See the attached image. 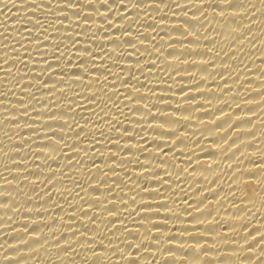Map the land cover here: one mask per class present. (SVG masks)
Here are the masks:
<instances>
[{
  "label": "bare ground",
  "instance_id": "bare-ground-1",
  "mask_svg": "<svg viewBox=\"0 0 264 264\" xmlns=\"http://www.w3.org/2000/svg\"><path fill=\"white\" fill-rule=\"evenodd\" d=\"M262 236L264 0H0V264H264Z\"/></svg>",
  "mask_w": 264,
  "mask_h": 264
},
{
  "label": "snow or ice",
  "instance_id": "snow-or-ice-1",
  "mask_svg": "<svg viewBox=\"0 0 264 264\" xmlns=\"http://www.w3.org/2000/svg\"><path fill=\"white\" fill-rule=\"evenodd\" d=\"M63 2L65 3V4H68V5H72V4H75L76 3V0H63ZM94 2L95 3H100V6L102 7V8H104L106 11L107 10H109L110 8H111V5H113V4H116L117 3V0H89V5H90V7H93L94 6ZM123 2H124V0H120V3L121 4H123ZM224 3L226 4V5H228L229 7H231V5H232V0H224ZM178 6V5H177ZM45 7L46 8H51V5L50 4H46L45 5ZM218 7H219V5H218ZM60 11H62V12H67L68 11V8H61V9H59ZM221 11H226V9H221ZM97 14L99 15V12H97ZM73 15H76V16H80L81 15V13L80 12H77V11H73ZM85 19H88V17L87 16H85L84 17ZM57 19H60V20H66V19H68V17H67V15H65V16H63V17H57ZM109 20V17H107V16H105L104 17V19H103V21H102V23H104V22H107ZM29 23H32V21L29 19V18H25V21H24V24L25 25H27V24H29ZM32 27L33 28H38L43 34H44V36H47L48 34H49V32H50V30H52V29H54L55 28V22L54 21H52V22H45L41 17H37V20H36V22L35 23H33L32 24ZM76 27H79V24H77L76 25ZM112 27V25L109 23L108 24V28H111ZM103 30V29H102ZM66 31H68V32H70L71 30L70 29H68V30H66ZM86 32L88 31L87 29L85 30ZM29 37H31L32 36V33H31V31H29ZM55 38V37H54ZM22 39H24L23 37H22ZM35 39H37V40H39L40 39V37L39 36H37V37H35ZM64 39H67V40H71V42H72V46L74 47L76 44H77V40L76 39H74L71 35H68V36H66V37H64ZM89 40H91V37L89 38ZM28 42L29 43H31V39H29L28 40ZM129 43H131V42H129ZM21 47H23V44H21ZM62 47V44H56L55 45V49H54V51H53V53H52V55H53V57L55 58V59H57V60H59V59H61L62 57H64L65 56V53H63V52H60V48ZM101 50H103V48H101ZM13 51H16V49H13ZM77 51H81L80 49H77ZM82 51L84 52V53H89V54H91L92 55V60L94 61L95 60V55L94 54H92L91 53V48L90 47H85V48H83L82 49ZM37 52L39 53V48L37 49ZM41 55H47L46 53H41ZM77 59H79L80 60V63L81 64H84L85 63V60L82 58V57H77ZM71 59H68V61H67V63L68 64H71ZM21 63H23V60H21ZM53 65H51V64H49V68H51ZM42 71H47V69H42ZM109 72H110V70H108ZM73 75H78V73H73ZM125 83H127V81H125ZM117 95H119V93H117ZM93 99H95V95L92 97ZM117 107H118V105H116ZM121 114H122V110H121ZM149 115H151V113H149ZM153 118H155V117H153ZM83 130V129H82ZM128 131V129H125V132H127ZM100 135L101 136H103V133H100ZM61 139H63V137H61ZM120 139V137H117V140H119ZM137 163H139V161H137ZM133 202H135L134 200H133ZM145 207H151V205H145ZM86 214V213H85ZM125 231H128V229L127 228H125L124 229ZM130 235H131V233H129ZM158 239V238H157ZM170 239H175V237L173 236V237H170ZM261 239H264V236H262L261 237ZM89 243H94V241H89ZM109 243H111V240L109 241ZM129 248H131L132 247V244H128L127 245ZM249 247H251V245H249ZM170 251H171V249H169ZM262 251H264V250H262ZM130 264H137V262L135 261V260H132L131 262H130Z\"/></svg>",
  "mask_w": 264,
  "mask_h": 264
}]
</instances>
